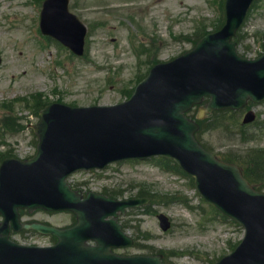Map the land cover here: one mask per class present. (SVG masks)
<instances>
[{
	"label": "rangeland",
	"instance_id": "374dc122",
	"mask_svg": "<svg viewBox=\"0 0 264 264\" xmlns=\"http://www.w3.org/2000/svg\"><path fill=\"white\" fill-rule=\"evenodd\" d=\"M221 0H70V10L88 28L86 54L69 55L55 41L47 42L34 32L37 25L36 0H0V152L19 157L35 152L31 124L37 122L31 95L41 93L47 101L68 105H113L127 98L136 79L147 73L152 61H169L191 49L200 33L213 30L221 18ZM240 55L254 58L263 53L264 0H258L240 29ZM143 47V50H141ZM150 49V52L144 50ZM256 124L243 133L223 125L204 134V143L214 153L226 150L244 153L264 148V103L253 107ZM14 117L12 129L2 133L5 116ZM6 127V126H5ZM8 128V127H7ZM85 190L96 192L120 190L122 197L135 196L140 189L159 194L184 196L195 211L180 203L157 204L153 210L166 214L172 228L162 233L154 215L134 212L120 217L126 232L138 243L119 251L121 254H151L185 251L183 256H167L168 264H210L237 244L243 235L239 226L213 216L208 205L200 202L188 178L172 174L149 162H124L108 167L103 173L82 174ZM202 209L205 213L202 216ZM23 220H41L63 227L71 224L70 215L32 213ZM137 220L140 223L137 225ZM142 231L150 233L149 242L139 239ZM14 241L33 245L51 242L33 233L12 236Z\"/></svg>",
	"mask_w": 264,
	"mask_h": 264
},
{
	"label": "water",
	"instance_id": "95a60500",
	"mask_svg": "<svg viewBox=\"0 0 264 264\" xmlns=\"http://www.w3.org/2000/svg\"><path fill=\"white\" fill-rule=\"evenodd\" d=\"M54 1L58 5L49 9ZM67 2L45 3L42 21L46 25L42 29L80 55L85 28L67 13ZM251 2L226 0L222 29L204 37L182 57L152 69L128 102L112 108L83 109L54 104L41 113V123L34 127L39 138L36 157L27 167L14 169L11 161H6L0 169V215L5 217L0 228V264H162L160 257L111 254V247L131 241L121 234L114 220L104 219L141 201L115 202L89 194L86 203H81L64 182L78 169L104 168L110 162L160 153L195 175L198 189L208 197L207 186L216 188L230 181L248 193L234 168L219 163L197 145L193 139L196 125L183 113L204 95L212 98L207 111L241 104L253 95L242 89L250 67L236 56L229 42ZM251 73L255 87L264 91L258 83L264 77L263 68L256 67ZM19 206L71 210L77 214L78 224L66 231L26 226L56 235L59 243L45 249L17 247L7 241L6 223L12 221V226L19 228ZM242 206L234 213L242 217L249 237L238 253L221 264H264V211L255 201ZM88 238L95 239L98 246H85Z\"/></svg>",
	"mask_w": 264,
	"mask_h": 264
}]
</instances>
